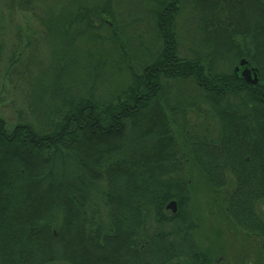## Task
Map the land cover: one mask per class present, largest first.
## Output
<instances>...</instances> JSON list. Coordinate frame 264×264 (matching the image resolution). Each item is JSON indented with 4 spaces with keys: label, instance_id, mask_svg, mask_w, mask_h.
Listing matches in <instances>:
<instances>
[{
    "label": "trees",
    "instance_id": "16d2710c",
    "mask_svg": "<svg viewBox=\"0 0 264 264\" xmlns=\"http://www.w3.org/2000/svg\"><path fill=\"white\" fill-rule=\"evenodd\" d=\"M31 1L6 0L23 9ZM58 1L39 18L51 58L35 79L32 118L20 115L11 125L0 116V264H214L222 250L201 246L189 210L191 181L185 173L192 169L216 191L226 171L252 178H238V188L225 192L223 202L232 223L264 240L253 206L264 196L262 157L244 145L261 143L264 105L242 102L237 117L227 114L234 111L229 105L215 109L208 95H241L231 77L204 62L207 51L220 59L221 49L227 60L244 58L264 68V0H190L206 48L201 57L178 49L174 17L186 1L149 0L155 52L133 63L127 57L121 67L126 83L104 93L97 82L106 70L66 58L59 45L85 37L98 51L100 29L117 37L115 0ZM94 51L84 57L90 60ZM186 79L222 114L219 142H203L184 127L180 140L174 131L175 116L184 109L159 97L169 81ZM54 160L71 171V182L44 170ZM171 200L174 213L165 208Z\"/></svg>",
    "mask_w": 264,
    "mask_h": 264
},
{
    "label": "rangeland",
    "instance_id": "374dc122",
    "mask_svg": "<svg viewBox=\"0 0 264 264\" xmlns=\"http://www.w3.org/2000/svg\"><path fill=\"white\" fill-rule=\"evenodd\" d=\"M185 1L174 17L178 49L181 54L187 55L191 52L201 57V53L206 52L199 34L201 25L198 24L197 11L192 6L195 4L190 0ZM151 3L149 0H115L112 5L118 25L117 37L113 39L109 30L100 29L99 35L102 39L100 46L103 48L98 51H94L95 41L87 40L85 37L75 38L67 47L59 45L61 49L67 51L66 58L77 57V61L82 64L89 62L91 66L98 65L102 70H106L105 76L97 82L100 88L98 92L118 91L126 83L125 71L121 67L127 62V57L132 58L133 63V58L143 61L155 52L153 23L151 15L149 16L147 12ZM55 5L59 6L58 0H32L28 7L23 9L17 4L7 5L6 0H0V116L8 124H14L20 115L32 118L30 105L33 100L35 79L40 78V73L43 74L42 70L47 67L51 58L49 46L44 42L39 18L44 15L45 10L55 8ZM250 19L245 18L246 22ZM111 46H114V52L109 50ZM88 51H94L90 60L84 57ZM220 53V59L214 60L207 51L208 58L204 62L209 64L208 62L212 61L216 70L221 68L230 70L237 60L224 58V50L220 49ZM15 54H20V58L11 62L9 59ZM261 69L264 72V68ZM87 85L92 86L90 82ZM201 94V89L186 79L169 81L166 84V91L159 97L161 102L167 101L169 106L178 105L184 109L183 116L180 114L175 116L174 131L180 140L183 127L198 137L205 134L207 138L215 140V136L219 134L220 124L206 104L207 98H203ZM153 108L155 110V107ZM50 162L52 163L44 170H51L52 179L59 180L64 176L66 181L71 182V171L69 173L66 168L63 170L57 160ZM189 171L186 170L185 173L186 178L189 177L191 181L189 210L197 225L199 242L203 247H218L222 250V253L217 255L218 262L215 260L214 264H245L250 259L259 260L261 238L236 226L225 213L223 195L229 192L234 184L229 183L225 188L212 190L207 187L196 170ZM98 207H103L100 201ZM263 207L261 203L260 214L264 213Z\"/></svg>",
    "mask_w": 264,
    "mask_h": 264
},
{
    "label": "flooded vegetation",
    "instance_id": "af4514ba",
    "mask_svg": "<svg viewBox=\"0 0 264 264\" xmlns=\"http://www.w3.org/2000/svg\"><path fill=\"white\" fill-rule=\"evenodd\" d=\"M241 59H244V58H240L237 61V63L232 66V68L230 70H229V68H226V69L221 68V69L216 70V72L218 74H225L226 77H229V78L231 77V79L229 81L234 86V90L237 93H239V95H241V96H237V95L235 96V94H234V95L229 96V97L218 96V97L212 98L208 95L209 98L213 99V102L215 101V103H214L215 109H219V111H220L229 105L228 107L233 108L234 111L227 113V114L232 116V114L234 113V115L236 117L238 115H240V113L237 110L239 108L238 104H241L242 102H248L250 100H254L256 102H261L264 105V91L263 90L260 91V87L262 86V83L260 82L262 79L261 68H259L258 66H255L254 64L250 63L249 61H247L245 59L244 60L246 61V63L243 65H240L239 62ZM243 72H244V74H243ZM253 80H255V82H253ZM219 82H220V84L222 83L221 81H219ZM217 85H219V83H217ZM203 87L205 88V86H203ZM202 92H203V90H202ZM205 97L207 98V96L205 95V92H204L203 98H205ZM211 113L218 120V122L220 124V126L218 128L219 134L217 136H215V140L210 138V137L207 138L205 136V134L202 136H199L203 142L210 141V140H214V141L219 142L221 139L220 135L222 134V131L224 130L222 127V121H221L222 114L216 113V111H212ZM245 114L247 115V113H243L242 115H245ZM261 135H262V138L260 141L261 143L258 142L256 144H251V145L250 144H244V145H245V147L249 146V149L254 147L257 155L262 157L261 167H263V176H261V178H262V181L264 183V128L262 129ZM218 142L214 143L213 145L217 144V147H218L219 146ZM259 152H262V154H259ZM243 160L246 161L249 166H252V164H254L250 160V155H244ZM238 178H241L240 180H246V181L247 180L249 181L252 179V178L236 177L233 173L226 171L223 174V176L219 178V180L223 181V183H224L223 187L224 188L227 186V184L233 183L234 185L231 186V190H230V191H233V190H236L238 188ZM201 179H203L204 183L207 182L205 178H201ZM263 195H264V193H263ZM261 203H262V207H263L264 206V196L257 197L256 201L253 203V206H254V209H255L257 215L260 216L262 223L264 224V213L261 212V214H262L261 215L259 212V211H261L259 208V205ZM259 242H260V253H261V256H259V258L261 260L260 259L259 260L250 259L245 264H264V240L261 239ZM258 261H259V263H258ZM217 262H218V260H217ZM240 264H242V263H240Z\"/></svg>",
    "mask_w": 264,
    "mask_h": 264
},
{
    "label": "water",
    "instance_id": "95a60500",
    "mask_svg": "<svg viewBox=\"0 0 264 264\" xmlns=\"http://www.w3.org/2000/svg\"><path fill=\"white\" fill-rule=\"evenodd\" d=\"M245 63H246V61L244 59H241L239 62L240 65H243ZM243 74H244V72H243ZM253 82H255V80H253ZM166 209H169L172 212H175L176 211V202L174 200L169 201L166 205Z\"/></svg>",
    "mask_w": 264,
    "mask_h": 264
}]
</instances>
